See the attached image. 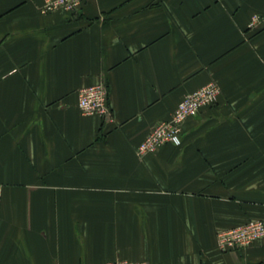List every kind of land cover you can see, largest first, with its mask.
Here are the masks:
<instances>
[{
	"label": "crops",
	"instance_id": "0c3cea01",
	"mask_svg": "<svg viewBox=\"0 0 264 264\" xmlns=\"http://www.w3.org/2000/svg\"><path fill=\"white\" fill-rule=\"evenodd\" d=\"M0 0V264H264V0ZM108 89L110 115L78 91ZM208 82L180 143L137 147Z\"/></svg>",
	"mask_w": 264,
	"mask_h": 264
},
{
	"label": "built area",
	"instance_id": "2783aa9c",
	"mask_svg": "<svg viewBox=\"0 0 264 264\" xmlns=\"http://www.w3.org/2000/svg\"><path fill=\"white\" fill-rule=\"evenodd\" d=\"M84 0H43L40 12L43 14L55 11H76ZM249 29H264V8L261 12L254 13L247 23ZM220 94V88L215 82H208L199 89L186 94L177 104L171 117L159 122L147 137L137 147V154L142 156L155 151L164 143H180L183 124L198 114L203 107L213 106ZM78 108L84 115H99L108 118L110 109L108 104V89L101 82L82 88L77 93ZM2 187L0 185V204ZM264 237V222L262 220H249L241 225L220 229L216 233L218 249L221 252L245 248ZM105 264H149L148 262H131L127 260H114Z\"/></svg>",
	"mask_w": 264,
	"mask_h": 264
}]
</instances>
